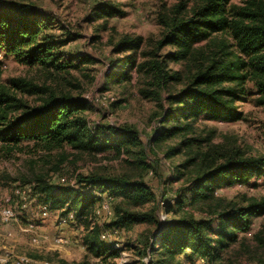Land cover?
<instances>
[{
  "label": "trees",
  "instance_id": "obj_1",
  "mask_svg": "<svg viewBox=\"0 0 264 264\" xmlns=\"http://www.w3.org/2000/svg\"><path fill=\"white\" fill-rule=\"evenodd\" d=\"M117 15L124 12L108 4L92 19L105 18L107 29L109 18ZM158 21L161 34L141 60L142 36L122 35L112 44L114 52L125 55L103 87L110 90L140 74V94L158 108L147 144L132 125H90L91 106L72 89H81L74 70L93 59L82 56L75 62L66 56L65 45L74 34L27 4L0 1V66L11 57L42 74L41 81L17 76L0 82V156L11 158L27 149L51 165L35 173L34 189L49 210L61 207L62 217L74 214L69 225L86 222L84 244L97 261L79 264H118L123 252L145 257L143 264H185L184 258L193 257L204 264H239L242 255L264 250V221L255 228V220L264 217V197L229 199L219 191L259 186L264 155L248 154L234 142H216L215 131L201 133L198 123L237 122L245 120L248 105L264 107V0H178L159 13ZM165 48L169 51L160 53ZM172 63L180 69H172ZM168 142L166 156L182 157L175 167V180L183 182L175 210L191 206L199 217L159 220V203L145 175L154 168L147 161L149 149H164ZM67 148L79 154L113 153L125 168L78 173L74 183L61 181L60 175L56 182L50 173L61 171L70 157ZM106 197L114 202L113 219L101 226L94 217ZM114 230L118 241L102 238L104 231ZM122 231L125 241L119 240ZM30 256L53 261L50 254Z\"/></svg>",
  "mask_w": 264,
  "mask_h": 264
},
{
  "label": "rangeland",
  "instance_id": "obj_2",
  "mask_svg": "<svg viewBox=\"0 0 264 264\" xmlns=\"http://www.w3.org/2000/svg\"><path fill=\"white\" fill-rule=\"evenodd\" d=\"M0 1L2 4H27L33 10L55 17L57 25L74 34L75 39L65 45L66 56L71 57L75 62H78L82 56H91L93 59L92 62L84 63L79 69L74 70V77L80 83L81 89L69 87L76 93H82V97L90 104L92 109L89 114L90 125L109 124L120 128L129 124L141 133L142 140L148 144L156 126L153 114L158 108L155 101L146 99L140 94L143 86L140 74L134 72L131 82L113 86L110 90L103 89L104 80L115 70L117 59L125 55L114 52L112 44L122 35L142 36L144 44L139 52L141 60L143 53L152 48L153 42L161 34L159 13L178 0ZM108 4L120 8L124 15L109 18L107 29H104L102 25L105 23V18H92L95 17V11L99 7L104 8ZM166 51H169V48H165L160 53ZM170 67L174 70L180 69L179 64L172 63ZM17 76L29 77L35 81L42 80L39 69L29 68L11 57L4 59L0 66V82H7ZM116 101L120 103L115 104ZM198 125L201 133L215 131L216 142H234L248 154L264 155V107L248 105L245 109V120L227 122L202 119ZM170 144L171 142L165 144L164 149H149L147 159L154 164L152 171L145 177L156 194L159 203L157 213L161 211L167 213V210H172L168 214L170 221L180 216L199 217L200 212L191 206H185L179 212L175 210L180 187L183 185L182 181L175 180L177 175L175 167L182 157L166 156L165 149ZM66 150L70 153V157L62 165L61 171L50 173L56 182L59 181L60 175L68 182L74 183L73 180L78 173L88 174L100 168L114 171L125 168L123 159L113 153L90 155L79 154L70 148ZM31 161H36L34 167ZM50 167L51 165L43 163L41 154L31 153L27 149L17 152L11 158L0 156V252L9 259L8 264H60L54 253H58L59 258L66 260L68 264H79L83 260L97 261L84 244L86 222L61 225L60 219L64 213L61 207L50 209L48 215L43 216L44 202L42 194L34 189V175ZM257 183L259 184L257 187L236 185L222 188L219 194L229 199H238L242 195L264 197V178L259 179ZM18 189L27 191L25 199L17 194ZM113 205L114 202L112 207ZM5 208L13 209L16 213V221L6 223L1 220V213ZM112 219L113 215L106 213L94 217V221L101 226L108 224ZM262 221L264 217L257 218L255 228H258ZM30 224L36 226L37 242L33 241L34 234L27 230ZM59 236L64 237L67 242L57 244L55 239ZM125 239L126 232L122 231L119 240L125 241ZM116 241H118L117 237L109 240L110 243ZM252 249L254 250L253 247ZM30 253L50 254L53 261L34 259ZM183 260L185 264L205 263L203 259L196 257ZM143 261H146L145 257L140 260L134 252H124L118 264H143ZM237 261L239 264H264V250H254L251 255L244 254Z\"/></svg>",
  "mask_w": 264,
  "mask_h": 264
},
{
  "label": "built area",
  "instance_id": "obj_3",
  "mask_svg": "<svg viewBox=\"0 0 264 264\" xmlns=\"http://www.w3.org/2000/svg\"><path fill=\"white\" fill-rule=\"evenodd\" d=\"M60 180L64 182L65 178H61ZM26 192L27 191L25 189L24 190H22V189H18L17 190V194L20 197L24 198V199H25ZM48 213H49V207L47 205H44L43 208H42L43 216H47ZM100 213H106L107 215H113L112 201H111V199L109 197L108 198L107 197L104 198V200L102 201L101 205L97 208L96 214L99 215ZM1 215H2L1 216V220L3 222L9 223V222L16 221V213L11 208H5L2 211ZM158 217H159V220L161 222H166L168 220V214L165 213V212H162V211L158 213ZM73 220H74V214L71 213L68 216L62 217L60 219V224L61 225H69V223L71 221H73ZM35 229H36V226L34 224H30L28 226L27 230L34 234L33 241L37 242L38 241V239H37L38 237H37ZM117 235H118V231L117 230L104 231L102 233V238L104 240L109 241L110 238L117 237ZM55 242L57 244H64V243L67 242V240L64 237L59 236V237H57L55 239ZM121 258H122V255H121ZM145 260H146V258H145ZM8 263H9V259L4 257V255L0 252V264H8Z\"/></svg>",
  "mask_w": 264,
  "mask_h": 264
}]
</instances>
